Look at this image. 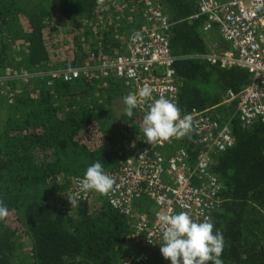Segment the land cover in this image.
Masks as SVG:
<instances>
[{"label": "trees", "instance_id": "obj_1", "mask_svg": "<svg viewBox=\"0 0 264 264\" xmlns=\"http://www.w3.org/2000/svg\"><path fill=\"white\" fill-rule=\"evenodd\" d=\"M150 1L170 24L169 50L179 79L174 103L181 115L216 107L214 119L229 124L234 138L212 167L222 204L211 222L214 233L224 236L223 264H264V122L243 126L236 103L224 106L220 100L226 91L247 86L249 75L194 58L207 54L213 40L203 31L206 17L192 19L197 0ZM145 2L0 0V77L120 54L142 29ZM10 86L7 98H0V200L9 210L0 220V264H120L132 257L170 264L161 245L132 237L135 217L112 209L103 194L94 191L72 207L67 200L72 180L83 178L91 164L100 161L109 172L146 147L143 119L134 110L131 118L125 115L123 98L130 92L98 74L52 88L43 78ZM195 146L190 132L168 140L163 152L184 149L193 163ZM151 207L141 200L134 210L149 216Z\"/></svg>", "mask_w": 264, "mask_h": 264}, {"label": "built area", "instance_id": "obj_2", "mask_svg": "<svg viewBox=\"0 0 264 264\" xmlns=\"http://www.w3.org/2000/svg\"><path fill=\"white\" fill-rule=\"evenodd\" d=\"M197 19L205 16L206 33H216L229 49L194 57L221 69L239 68L249 75V83L239 92L227 91L221 105L236 103L235 115L243 126L255 121L264 122V0H197ZM142 29L135 31L121 47V53L106 59L77 66L64 64L56 70L25 72L20 70L0 77V98H7L10 84L22 86L35 78L46 80L52 88L58 82H72L91 74L102 79L113 78L123 88L137 93L145 85L152 91V99L164 96L172 102L178 95L179 79L174 70L176 59L169 50L170 24L156 3L146 0L141 11ZM12 104L13 99H8ZM152 100L141 102L134 109L142 119ZM216 108V107H215ZM186 113L192 117V133L198 149L197 159L191 162L184 149L164 154L167 144H147L122 165L105 172L115 179L107 204L127 217H135L132 237L142 245L162 246L163 233L157 214L174 215L187 212L194 221L212 218L222 204L219 182L212 172L217 155L230 149L234 138L229 124L219 125L214 109ZM184 114V115H186ZM184 115H181L183 117ZM73 179L68 198L82 202L94 191L83 190L81 180ZM147 200L153 207L150 215L135 212V206ZM120 264H148L135 257Z\"/></svg>", "mask_w": 264, "mask_h": 264}, {"label": "clouds", "instance_id": "obj_3", "mask_svg": "<svg viewBox=\"0 0 264 264\" xmlns=\"http://www.w3.org/2000/svg\"><path fill=\"white\" fill-rule=\"evenodd\" d=\"M103 3V0H99ZM152 89L145 85L137 93H128L124 98L125 115L133 116V110L141 102L152 100L143 116L142 127L147 144L163 143L171 138H183L192 131L191 115L181 117V110L170 99L160 96L152 99ZM115 179L105 173L103 165L97 161L86 169L81 186L100 194L113 190ZM72 206L75 199H67ZM9 210L0 200V220L8 216ZM163 233L160 253L170 264H223L221 259L224 249L223 233L213 231L211 218L205 216L202 222H196L187 212L174 215L157 214Z\"/></svg>", "mask_w": 264, "mask_h": 264}, {"label": "crops", "instance_id": "obj_4", "mask_svg": "<svg viewBox=\"0 0 264 264\" xmlns=\"http://www.w3.org/2000/svg\"><path fill=\"white\" fill-rule=\"evenodd\" d=\"M209 36H212L213 37V42L214 43H212L211 41L210 42H208V48H209V52H217V51H219L220 49L221 50H225V49H229V46L227 45V44H225L220 38H219V36L216 34V33H209ZM209 36L208 37H206V40H209ZM216 37H218V38H216ZM220 50V51H221ZM219 51V52H220ZM218 53V52H217ZM121 83V82H120ZM122 84V83H121ZM123 86V85H122ZM227 92V91H226ZM225 92V93H226ZM225 93H224V95H225ZM223 95V96H224ZM221 98H223V97H221ZM221 100V99H220ZM150 212L152 213L153 212V207H151V209H150ZM148 264H152L151 262H149L148 261Z\"/></svg>", "mask_w": 264, "mask_h": 264}, {"label": "rangeland", "instance_id": "obj_5", "mask_svg": "<svg viewBox=\"0 0 264 264\" xmlns=\"http://www.w3.org/2000/svg\"><path fill=\"white\" fill-rule=\"evenodd\" d=\"M212 43H214L213 41H211ZM164 152H166V151H164Z\"/></svg>", "mask_w": 264, "mask_h": 264}]
</instances>
